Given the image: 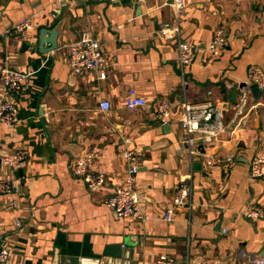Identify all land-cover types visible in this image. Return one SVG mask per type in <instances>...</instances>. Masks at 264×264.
<instances>
[{
	"label": "crops",
	"instance_id": "obj_1",
	"mask_svg": "<svg viewBox=\"0 0 264 264\" xmlns=\"http://www.w3.org/2000/svg\"><path fill=\"white\" fill-rule=\"evenodd\" d=\"M169 1L0 0V102L4 67L26 75L15 99L17 123L0 130L6 153L27 150L23 164L0 171L19 185L16 194L0 195V248L12 249L9 264H155L159 256L174 264H264V221L242 216L253 204L264 209V177L249 176L254 154H264V87L247 82L248 68L264 73V0H187L177 19ZM24 19L31 28L13 34ZM167 23L198 48L188 66L180 68L175 42L159 34ZM220 28L228 43L213 57L207 44ZM42 29L56 30L57 47L38 54ZM84 34L101 44L105 79L68 65V47ZM128 89L147 103L168 101V123L156 121L149 107L127 110ZM245 89L250 98L236 116ZM184 101L219 106L227 126L210 151L199 146L191 158L179 144ZM125 140L137 149L135 188L145 222L117 218L103 202L127 168ZM85 152L96 155L90 171L105 175L100 190L70 172ZM211 153L221 163L207 166ZM184 179L193 186L192 209L167 222L163 213Z\"/></svg>",
	"mask_w": 264,
	"mask_h": 264
},
{
	"label": "built area",
	"instance_id": "obj_2",
	"mask_svg": "<svg viewBox=\"0 0 264 264\" xmlns=\"http://www.w3.org/2000/svg\"><path fill=\"white\" fill-rule=\"evenodd\" d=\"M187 0H170L166 5L177 19L184 11L185 2ZM261 28L264 29V17L260 22ZM31 28L30 19H24L12 28V32L18 36H25V32ZM211 39L207 44V51L213 57H217L221 50L228 43L227 32L220 28L213 32ZM159 34L165 41L173 40L177 52V62L180 68L191 64L198 53L197 46L186 43L181 40L179 28L174 23L163 24L159 30ZM68 65L72 72H80L83 74H96L99 79H105L107 76L106 67L107 59L101 44L96 39L88 35H82L78 42L68 47ZM2 88L6 93L0 102V130H6L13 127L17 123L18 111L16 109L15 99L20 94L26 75L8 67H4L1 71ZM247 82L259 88L264 87V73L255 67L248 68ZM250 90H243L238 103L236 104V116H240L246 109L247 101L250 98ZM106 101L100 102V108L104 111L108 110ZM149 107L152 116L160 124H167L170 120L172 105L163 99L157 98L151 103H147L136 90L128 89L125 96V108L134 111L137 108ZM178 126L181 130V139L179 144L182 151L191 158L197 154V148L201 146L205 153L210 151L214 142L221 134L226 132L227 126L223 123V110L217 106L208 104L194 105L187 102L179 104ZM127 147L123 149L121 156L127 164V168L122 175L120 184L114 189L112 194L106 197L103 202L111 213L117 218H130L135 221L145 222L148 217L144 215L140 208L136 192V177L139 171L137 164V149L128 146L129 140H125ZM205 162L207 166L219 164L212 153L205 154ZM96 155L93 152H85L81 156L74 159L70 165L71 174L82 180L90 191L100 190L105 184V175L102 172L93 173L90 171L91 164ZM27 158L26 149H18L14 153H6L0 144V171L4 167H13L23 164ZM231 156L224 162H231ZM249 164V176L252 179L264 177V154L257 152L254 154ZM189 180V179H188ZM19 190L17 181L0 176V195L11 196ZM192 183L187 180L181 182L174 189L171 198V205L165 210L162 218L167 222L173 220L174 212L179 209L191 211L192 209ZM243 217L246 219L263 220L264 209L257 205H250L244 210ZM12 256V249L7 247L0 248V264H9ZM155 264H174V260L168 256H159Z\"/></svg>",
	"mask_w": 264,
	"mask_h": 264
},
{
	"label": "water",
	"instance_id": "obj_3",
	"mask_svg": "<svg viewBox=\"0 0 264 264\" xmlns=\"http://www.w3.org/2000/svg\"><path fill=\"white\" fill-rule=\"evenodd\" d=\"M57 32L55 29L52 30H46L42 29L40 30L38 34V45H37V53L43 54L46 52H50L56 49L57 47ZM259 92L258 88L252 89V94L255 96V94ZM118 257V255H116Z\"/></svg>",
	"mask_w": 264,
	"mask_h": 264
}]
</instances>
